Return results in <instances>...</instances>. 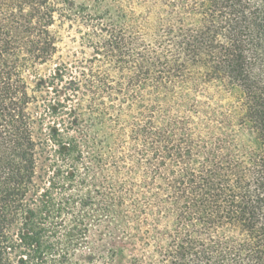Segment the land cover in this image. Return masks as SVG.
I'll use <instances>...</instances> for the list:
<instances>
[{"label":"trees","instance_id":"16d2710c","mask_svg":"<svg viewBox=\"0 0 264 264\" xmlns=\"http://www.w3.org/2000/svg\"><path fill=\"white\" fill-rule=\"evenodd\" d=\"M0 264H264V0H0Z\"/></svg>","mask_w":264,"mask_h":264},{"label":"rangeland","instance_id":"374dc122","mask_svg":"<svg viewBox=\"0 0 264 264\" xmlns=\"http://www.w3.org/2000/svg\"><path fill=\"white\" fill-rule=\"evenodd\" d=\"M58 33L60 34V49L62 54H70V52H74L75 50L79 49L78 42H72L70 38L75 37V34L70 30H63L59 28H55ZM89 54V51H87V55Z\"/></svg>","mask_w":264,"mask_h":264}]
</instances>
